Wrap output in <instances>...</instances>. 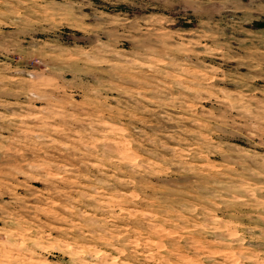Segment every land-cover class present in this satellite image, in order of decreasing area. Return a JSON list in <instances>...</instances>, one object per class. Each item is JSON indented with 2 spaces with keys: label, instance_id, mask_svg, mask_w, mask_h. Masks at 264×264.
Listing matches in <instances>:
<instances>
[{
  "label": "rangeland",
  "instance_id": "rangeland-1",
  "mask_svg": "<svg viewBox=\"0 0 264 264\" xmlns=\"http://www.w3.org/2000/svg\"><path fill=\"white\" fill-rule=\"evenodd\" d=\"M0 264H264V0H0Z\"/></svg>",
  "mask_w": 264,
  "mask_h": 264
}]
</instances>
